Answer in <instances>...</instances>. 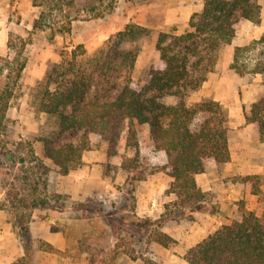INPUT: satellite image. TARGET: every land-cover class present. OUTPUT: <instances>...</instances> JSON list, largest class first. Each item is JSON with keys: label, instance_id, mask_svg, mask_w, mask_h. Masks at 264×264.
<instances>
[{"label": "trees", "instance_id": "obj_1", "mask_svg": "<svg viewBox=\"0 0 264 264\" xmlns=\"http://www.w3.org/2000/svg\"><path fill=\"white\" fill-rule=\"evenodd\" d=\"M115 1L31 0L32 5L38 8L31 30L26 37L10 33L7 52L0 56L3 62L0 67V127L6 128L9 102L26 63L23 51L32 34L47 29L50 39L56 35L68 36L72 31V21L79 15L89 13L92 18L99 17L111 11ZM100 6L103 9L97 11ZM260 19V5L256 0H204L201 10L190 15L187 30L158 33L155 42L158 60L150 65L148 82L140 89L129 85L138 53L132 42L148 33L146 27L126 23L86 60L82 43L63 49L61 60L46 73V84L53 82L55 86L50 89L46 85L38 104L40 111L55 116L57 122L55 133L38 138L44 157L52 162L59 174H67L80 165L83 151L90 148L91 134L106 143L107 156H114L118 154L117 146L124 130L125 148L136 149L137 127H146L155 148L165 155V164L159 170L172 178L165 193L174 194L175 199L165 203L164 211L154 220L138 217L133 209L128 229L141 234L151 227L150 241L171 247L176 240L158 227L167 219L183 216L193 219L195 211L208 209L214 212L212 205H206L207 194L197 185L195 175L203 172L212 161L224 163L230 158L227 110L212 98L191 104L186 98L208 78L214 69L217 51L231 43L238 26L243 21L259 24ZM263 42L264 35L247 44L234 46L230 68L240 75L264 73V46L259 48ZM255 50L257 52L252 57H245L246 52ZM5 68L8 69L7 74L2 76ZM5 78L12 82H5ZM121 82L123 86L112 96V91ZM165 98H174V102L166 103ZM197 117L200 121L195 122ZM244 119L257 126L258 139L264 142V94L244 111ZM28 152L29 160L35 162L43 175L38 180L26 174L21 176L23 185L29 186L31 198L28 200L27 194L21 192L23 187L16 190V186L10 183L9 190H6L5 183L0 181V191L4 193L14 229L23 247V254L11 264H33L35 247L28 229L32 207L86 211L90 202L102 206L101 201L95 198L67 205L63 202L69 198L66 194L35 195L38 185L46 187L51 168L32 147ZM0 157L9 161L10 166L25 161L17 159L6 148ZM262 161L264 165V157ZM136 167L134 160L122 157V170L130 172ZM259 177V174L241 177L245 184L255 179L250 189L257 195L260 192ZM236 204V212L230 222L220 224L185 251L183 257L188 264H264V214L257 215L248 209L243 199L237 200ZM100 206L97 210L102 209ZM78 244L87 253V264H115L117 243L112 246L109 241L96 244L80 239ZM130 257L135 259L133 255ZM141 259V264H160L152 256Z\"/></svg>", "mask_w": 264, "mask_h": 264}, {"label": "rangeland", "instance_id": "obj_2", "mask_svg": "<svg viewBox=\"0 0 264 264\" xmlns=\"http://www.w3.org/2000/svg\"><path fill=\"white\" fill-rule=\"evenodd\" d=\"M256 1L260 5V23L253 24L249 21H243L238 26L235 38L231 43L222 46L217 51L214 69L208 78L199 89L191 92L186 98L187 103L190 104L212 98L219 101L227 110L228 146L232 159L227 165L212 161L208 164V168L213 170L219 168L223 170L225 166H228V170H231L236 165L244 166L246 169L250 168V171L253 172L258 168V165L264 166L262 161L264 143L258 139L257 126L254 123L246 122L244 119V111L249 108L254 100L264 94V73L240 75L230 68L233 53L230 50H233V44L244 45L252 39H258L264 35V0ZM203 2L204 0H116L113 9L99 17L92 18L89 13L79 15L77 19L72 21L73 31L68 36L56 35L50 39V33L47 29L33 33L31 41L23 51L22 56L25 58L26 63L20 83L9 102L6 128L0 127V153L6 148L17 159L23 158L25 160L23 163L16 162L10 166L9 161H6L4 157H0V161L3 162L0 165V181L5 183L6 190H9L10 183L16 186V190L23 187L24 189L21 192L27 194L29 200L31 198L29 186L23 185L21 176L26 174L35 180L43 176L35 162L29 160L28 149L31 147L34 149V145L40 142L38 138L52 135L57 130L55 116L40 111L38 104L41 93L47 85L45 81L46 73L52 65L61 60L60 53L63 49H69L76 43H82L86 51L84 56L86 60L104 45L105 40L111 34L122 29L126 23H136L146 27L148 33L132 42V45L138 48V53L131 70L129 85L132 88L140 89L148 82L150 65L158 60V53L155 49L158 33L160 31L182 33L187 30L190 15L193 12L200 11L202 7H199L200 10L193 12L190 9H196L199 5L203 6ZM102 9L103 6H100L97 11ZM35 12H38L37 7ZM10 18L15 24L12 25L14 29H10L9 32L26 37L29 30H31V24L28 23L33 21L34 16H32V13H27L25 21H21V15L16 7L11 10ZM26 24H28V27ZM261 46H264V42L259 45V48ZM6 52L0 54V56H4ZM256 52L257 50L248 51L245 57H252ZM2 65L3 62L0 60V67ZM7 71L8 69H3L2 76L6 75ZM4 81L12 82L10 78H5ZM47 86L53 89L55 84L51 82ZM122 86L123 83L121 82L116 90L112 91L111 95L117 94ZM164 101L172 103L174 98H165ZM198 121H200V117L195 119V122ZM137 137L138 145L136 149L125 148L124 130L117 146L118 154L107 156L106 143L95 134L89 136L90 148L83 151L82 156L88 158L90 163L99 160L97 158H101V173L110 184L108 190L114 193L103 197L104 203H102V206L93 202H84L89 203L86 211L78 210L69 213L78 222L79 231L73 234L75 237L86 242L91 240L96 244L106 243L110 239L112 243H117L116 251L118 255L115 264H141L143 256H150L148 252L152 232L148 233L149 228L141 234L136 230L132 233L128 228L133 219L131 211L135 207L134 194L138 176L144 174L143 178H145L148 174L162 171L159 168L165 164V155L155 148L148 136L146 127H137ZM124 156L136 162L137 167L135 170L127 172L120 168ZM259 175L260 177L257 180L260 192L252 199H250V196L245 197L244 195L248 192L250 194V186L255 179L246 184L242 182L241 178L244 175H225L223 179H237L242 195L240 199L245 201L248 209H250L251 203L256 205L253 211L257 215H262L264 214V173H259ZM122 177L124 182L119 179ZM54 194L56 192L47 184L45 188L40 184L37 186L35 195L51 196ZM63 202L67 205L76 204L68 197ZM236 203L237 201L235 206L231 204V216L224 223L230 222L235 215ZM211 205L213 209H216L215 204ZM98 206L102 209L97 210ZM179 218L186 220V222L191 220L185 216ZM172 247L168 249L171 250ZM176 252H167L162 256L159 254L162 258L159 260L155 258V260L160 264H188L183 257L184 254ZM70 253L75 255L78 251L73 247ZM130 255L135 256V259H132Z\"/></svg>", "mask_w": 264, "mask_h": 264}, {"label": "crops", "instance_id": "obj_3", "mask_svg": "<svg viewBox=\"0 0 264 264\" xmlns=\"http://www.w3.org/2000/svg\"><path fill=\"white\" fill-rule=\"evenodd\" d=\"M16 7L21 15V21H25L27 13L36 16V7L32 5L31 0H0V54L7 51L8 37L12 33L9 30L15 24L10 18V14L11 10ZM199 7L202 6L199 5L190 11H198L200 10ZM28 24H31L32 27V21ZM28 24H26L27 27ZM236 45L238 44H233L232 49ZM230 52L232 53L233 50ZM220 100L222 101V99ZM34 152L51 168L47 176V185L56 193L66 194L76 202L95 198L101 203H104V196L114 193L108 190L110 184L101 173V158L90 163L88 158L82 156L81 165L62 175L57 172L52 162L44 157L41 142L34 145ZM93 157L96 159L95 156ZM231 159L230 155L229 160L224 163L227 165ZM208 167L209 165L203 172L196 174L195 180L200 189L207 194L206 205L210 207L211 204H215V211L211 212L208 209L195 211L192 213L193 219L187 222L182 218L164 221L158 229L172 236L176 243L172 245L170 250L155 241H151L148 254L152 255L154 259L159 260L167 252L174 253L177 251L176 253L184 254L189 247L204 238L220 224L229 220L231 204L235 206V202L242 195L238 186L239 181L237 179L224 180L223 176L264 173V166L262 165H258V168L253 172L250 171V168L246 169L244 166L236 165L231 170H228V166H225L223 170L222 168L213 170ZM119 179L124 182L123 177ZM137 181L133 212L140 218L157 219L164 211V204L175 199L174 194L165 193L172 178L164 171H157ZM244 196H250L252 199L257 195L248 192ZM255 206L251 203L250 210H254ZM78 210L81 209H56L50 206L32 207L28 229L35 247L33 264H87V253L82 251L78 244V240L81 238L73 235L79 231L78 222L69 214ZM150 231L151 228L148 233ZM40 242L43 244L40 245ZM109 243L114 245L111 239ZM49 246L52 249H49ZM73 247L78 251L75 255L70 253ZM22 254L23 247L14 229L8 203L4 193L0 191V264H11Z\"/></svg>", "mask_w": 264, "mask_h": 264}]
</instances>
